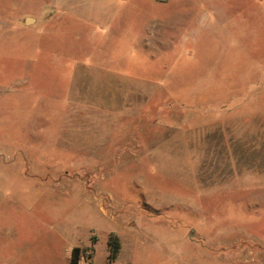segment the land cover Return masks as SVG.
<instances>
[{
	"label": "rangeland",
	"instance_id": "rangeland-1",
	"mask_svg": "<svg viewBox=\"0 0 264 264\" xmlns=\"http://www.w3.org/2000/svg\"><path fill=\"white\" fill-rule=\"evenodd\" d=\"M50 4L0 0V264H264V0Z\"/></svg>",
	"mask_w": 264,
	"mask_h": 264
},
{
	"label": "crops",
	"instance_id": "crops-1",
	"mask_svg": "<svg viewBox=\"0 0 264 264\" xmlns=\"http://www.w3.org/2000/svg\"><path fill=\"white\" fill-rule=\"evenodd\" d=\"M49 1L51 2L50 5H52L55 8L53 9L54 11L52 13L61 14V15L83 14V13L88 14L93 10L96 9L99 10L100 8L98 7L104 5L102 3V0H49ZM107 1L108 3L105 4V8L102 10L100 9L102 15H105L107 13L106 9H109L110 7H113L114 10H120L127 3V0H107Z\"/></svg>",
	"mask_w": 264,
	"mask_h": 264
},
{
	"label": "trees",
	"instance_id": "trees-1",
	"mask_svg": "<svg viewBox=\"0 0 264 264\" xmlns=\"http://www.w3.org/2000/svg\"><path fill=\"white\" fill-rule=\"evenodd\" d=\"M112 255H113V253H112ZM77 257H78V250L77 249H74L72 251V256H71L70 264H77V262H76Z\"/></svg>",
	"mask_w": 264,
	"mask_h": 264
}]
</instances>
